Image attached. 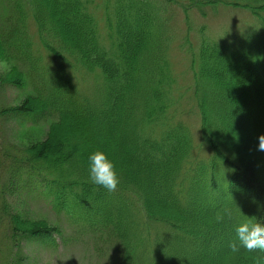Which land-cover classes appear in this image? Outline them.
Returning a JSON list of instances; mask_svg holds the SVG:
<instances>
[{"label": "trees", "instance_id": "1", "mask_svg": "<svg viewBox=\"0 0 264 264\" xmlns=\"http://www.w3.org/2000/svg\"><path fill=\"white\" fill-rule=\"evenodd\" d=\"M164 3L188 33L193 9L254 18L244 35L187 45L198 131L175 111L177 31ZM0 97L1 125L22 129L0 148L11 251L57 244L66 220L61 244L91 237L120 264H264L260 250L229 248L236 221H264V0H0ZM96 149L115 162V191L89 179ZM37 199L55 224L26 212ZM225 206L234 219L217 223Z\"/></svg>", "mask_w": 264, "mask_h": 264}, {"label": "rangeland", "instance_id": "2", "mask_svg": "<svg viewBox=\"0 0 264 264\" xmlns=\"http://www.w3.org/2000/svg\"><path fill=\"white\" fill-rule=\"evenodd\" d=\"M164 6L167 9L169 8L170 11H174L171 22L177 31V33H174V43L169 50V58L177 79L176 91L178 95H181L175 111L181 114V118L188 123L192 130L198 131V115L190 99L189 86L192 75L189 71L190 53L187 45L191 43V46L195 47L200 39L205 36L215 41H220L222 39H230L236 35H244L248 33L247 29L253 25L254 18L249 10L232 5H220L212 11L209 7H203L202 12H205V17L201 15L200 11L193 9L190 12L192 29L188 33V29L184 25V14L181 9L177 6L171 7L166 3H164ZM185 36H188L186 42ZM181 39L183 44H180ZM234 43L235 40L227 41L225 46L228 47ZM7 96L9 97L8 102H10L12 96L15 95L11 92ZM21 130L19 127L14 130L10 125L2 126L0 121V137L2 138L0 148H4L5 142H18L20 138L17 132ZM43 133L41 132V134ZM199 139L198 133L197 142H199ZM17 201L19 200H14L15 203ZM23 205L26 212L31 216L44 218L52 224L56 223L55 215L50 206L42 200H34L30 203V206L23 202ZM12 206L13 204H11ZM5 227L6 225L3 221V226H0V264H120L117 256L111 250L98 251L91 237H86L82 241H72L70 244H61L63 234L70 230L66 220L60 224L61 234H55L57 244L43 246L38 242L25 243L20 252H13L5 245V237L3 235ZM71 238H78L77 234L71 232Z\"/></svg>", "mask_w": 264, "mask_h": 264}, {"label": "clouds", "instance_id": "3", "mask_svg": "<svg viewBox=\"0 0 264 264\" xmlns=\"http://www.w3.org/2000/svg\"><path fill=\"white\" fill-rule=\"evenodd\" d=\"M258 141V150L264 151V133L259 135ZM88 173L93 184L101 185L108 191H115L120 182L114 160L103 149H96L89 153ZM234 216V209L225 206L216 213L215 220L217 223H221L226 220H233ZM234 231L235 239L229 242L232 253H238L241 247L249 252L253 250L264 252V221L257 219V217L255 220L251 218L240 219L235 222Z\"/></svg>", "mask_w": 264, "mask_h": 264}]
</instances>
